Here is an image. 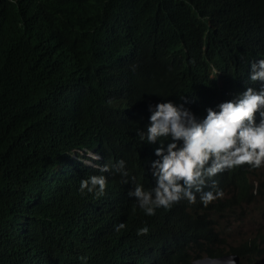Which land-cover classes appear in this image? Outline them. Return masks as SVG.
<instances>
[{"label":"trees","instance_id":"trees-1","mask_svg":"<svg viewBox=\"0 0 264 264\" xmlns=\"http://www.w3.org/2000/svg\"><path fill=\"white\" fill-rule=\"evenodd\" d=\"M260 58L264 0H0V264H262L264 180L250 165L212 177L225 190L207 206L197 194L152 216L111 171L124 159L147 186L157 145L136 130L148 106L180 97L198 117L259 85L248 72ZM89 153L109 165L99 198L78 192L99 174ZM255 201V233L233 238Z\"/></svg>","mask_w":264,"mask_h":264},{"label":"clouds","instance_id":"clouds-1","mask_svg":"<svg viewBox=\"0 0 264 264\" xmlns=\"http://www.w3.org/2000/svg\"><path fill=\"white\" fill-rule=\"evenodd\" d=\"M248 79L259 85L243 84L232 96L217 101L196 117L187 108L186 99L166 98L154 106L149 105V116L144 129H137L141 142L156 144L149 169L153 178L147 186L135 182L130 176L124 159L111 164V171L118 173L122 183L133 182L127 195L144 215H155L158 208H171L175 203L186 200L195 203L197 194L203 206L222 198L224 189L211 178L226 169L248 164L250 170L264 164V58L250 62ZM101 157L89 153L87 165H98ZM99 174H91L79 180L78 192L96 198L105 192L107 178L103 173L109 165H98ZM206 180L211 187L204 189ZM124 222L113 226L119 232L125 229ZM144 224L136 229V235L147 234ZM87 264L86 255L78 258ZM207 264H235L232 257L223 261L209 258ZM239 264V261H238Z\"/></svg>","mask_w":264,"mask_h":264},{"label":"rangeland","instance_id":"rangeland-1","mask_svg":"<svg viewBox=\"0 0 264 264\" xmlns=\"http://www.w3.org/2000/svg\"><path fill=\"white\" fill-rule=\"evenodd\" d=\"M254 172L256 173L255 177H257L258 180H264V164L257 167V169ZM261 203L259 201H255L250 204L242 203V208L245 209L246 217L241 221V223L237 225L238 232L237 234H233V238L236 239V238L248 237L255 233L258 223V219H257V214L259 210L258 208L261 205ZM262 264H264V262Z\"/></svg>","mask_w":264,"mask_h":264},{"label":"water","instance_id":"water-1","mask_svg":"<svg viewBox=\"0 0 264 264\" xmlns=\"http://www.w3.org/2000/svg\"><path fill=\"white\" fill-rule=\"evenodd\" d=\"M228 257H232L235 260V264H238L239 259L236 255H225L222 257L212 258V259H214L216 261H223L225 258H228ZM208 259H209V257H203V258H200V259L193 261L192 264H207Z\"/></svg>","mask_w":264,"mask_h":264}]
</instances>
